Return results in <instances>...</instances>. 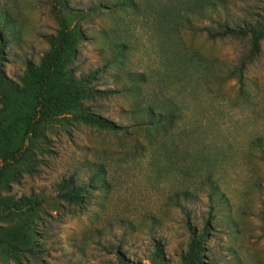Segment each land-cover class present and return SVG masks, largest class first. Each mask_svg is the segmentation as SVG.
I'll list each match as a JSON object with an SVG mask.
<instances>
[{"label":"rangeland","instance_id":"374dc122","mask_svg":"<svg viewBox=\"0 0 264 264\" xmlns=\"http://www.w3.org/2000/svg\"><path fill=\"white\" fill-rule=\"evenodd\" d=\"M65 17L82 34L69 66L102 91L81 105L117 127L78 110L53 120L36 171L1 193L43 205L0 220V264H121L116 250L151 264L157 242L181 264L189 224L205 232L203 264H264V40L250 58L246 38L217 35L264 20V0H0L9 79L39 63ZM69 178L81 203L57 197ZM26 229L32 251L11 248Z\"/></svg>","mask_w":264,"mask_h":264},{"label":"trees","instance_id":"16d2710c","mask_svg":"<svg viewBox=\"0 0 264 264\" xmlns=\"http://www.w3.org/2000/svg\"><path fill=\"white\" fill-rule=\"evenodd\" d=\"M211 3L213 9L214 2ZM217 35H240L246 38L250 46V58H253L258 54L260 41L264 40V20L244 27L224 26ZM81 39L82 34L66 23V17L62 18L57 33L48 37L49 49L38 64L27 62L25 73L19 81L7 77L0 58V220L39 218L43 205L39 197L12 199L1 193L11 183L18 182L22 174L36 171L39 157L49 151L47 132L57 116L64 114L67 117L71 110H78L79 118L85 122L112 130L117 127L112 121L86 112L81 105L82 99L102 93L88 86L89 76L77 78L69 66L76 52L75 45ZM27 96L32 97V105L27 103ZM145 113L150 119L155 117L158 125L164 122L170 125L173 119L172 115L156 113L149 107ZM56 192L60 200L81 203L84 188L73 184L72 178H69L58 184ZM188 228L190 239L187 250L181 255V264H203L205 232H198L190 224ZM10 234L14 239V242H8L11 248L18 251L25 247L32 251L34 232L26 229ZM115 254L121 264H129L125 252L116 250ZM151 264H166L159 242L154 246Z\"/></svg>","mask_w":264,"mask_h":264}]
</instances>
